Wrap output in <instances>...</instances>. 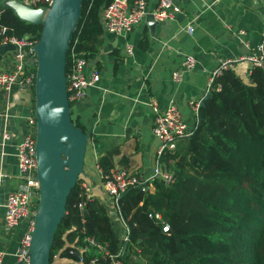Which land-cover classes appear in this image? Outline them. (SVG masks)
<instances>
[{
    "label": "trees",
    "instance_id": "obj_1",
    "mask_svg": "<svg viewBox=\"0 0 264 264\" xmlns=\"http://www.w3.org/2000/svg\"><path fill=\"white\" fill-rule=\"evenodd\" d=\"M109 2L83 0L68 49L67 72L73 52L88 60L98 55L106 41L102 10ZM41 29L42 24L24 20L3 5L0 42L12 35L39 38ZM249 76L250 81H244L230 65L215 75L192 133L161 156L173 181L155 176L154 190L135 185L123 192L119 206L127 239L106 202L85 193L82 173L69 194L51 261L58 253L82 255L84 264L92 258L98 264H114L111 254H118L115 258L125 264H264V66L252 65ZM34 96L35 92L33 100ZM73 119L89 130L83 121ZM120 151L117 144L99 156L103 180ZM123 162L127 164L128 157ZM87 236L108 252L91 244ZM73 243L89 247L82 254L74 247L76 252L71 253Z\"/></svg>",
    "mask_w": 264,
    "mask_h": 264
},
{
    "label": "crops",
    "instance_id": "obj_2",
    "mask_svg": "<svg viewBox=\"0 0 264 264\" xmlns=\"http://www.w3.org/2000/svg\"><path fill=\"white\" fill-rule=\"evenodd\" d=\"M174 1L181 10L174 11L170 18L154 20L148 14L159 0H148L145 18L128 36H117L106 29V41L88 66L100 69L99 85L88 88L86 95L72 106L73 116L83 121L91 133L84 178L92 195L106 202L123 230L118 209L103 186L99 156L119 144L121 151L114 156L115 166H129L141 176L152 175L159 139L153 130L155 113L150 102L155 100L162 110L177 104L193 129L214 70L224 60H232L230 66L249 82L253 62L245 56L256 54L263 39L264 0ZM189 25L193 26L192 33L187 29ZM130 37L134 44L132 54L125 48ZM11 53L10 44L0 46V69L8 66ZM188 54L197 58L196 66L190 69L182 67ZM177 68L182 71L181 81L173 79ZM5 96L4 99L0 92V250L4 252L0 264H21L16 251L25 222L7 231L5 202L9 191L19 184L16 148L24 134L26 117L35 113V103L30 94H24L6 109ZM125 156L127 164L123 162Z\"/></svg>",
    "mask_w": 264,
    "mask_h": 264
},
{
    "label": "built area",
    "instance_id": "obj_3",
    "mask_svg": "<svg viewBox=\"0 0 264 264\" xmlns=\"http://www.w3.org/2000/svg\"><path fill=\"white\" fill-rule=\"evenodd\" d=\"M27 4L34 6L46 5L50 7L53 0H22ZM4 0H0V12L2 10ZM181 10V6L174 0H159L158 5L153 13L156 19L164 20L173 16L174 11ZM148 12V0H110V2L102 10V19L107 30L117 36H128L136 24L140 23ZM189 32H193V26L189 25ZM241 31H245L241 29ZM39 38H34L29 34L22 36L12 35L6 37L0 42L2 44H10L12 53L8 66L0 69V92L3 98L8 100L5 102V108L8 109L10 104H14L21 95L30 94L33 97L35 92V82L37 74L38 56L34 48ZM126 51L130 54L134 52V44L131 41L126 42ZM254 64L264 66V34L262 41L258 44V52L245 56ZM197 64V58L194 54H188L182 60V67L190 69ZM232 65V60H224L213 72L210 78V85L215 75L221 72V69ZM89 60L84 55L72 53L70 69L67 72V90L70 102L75 105L87 93L88 88L99 85L101 80V71L99 68L92 67L89 69ZM174 81L182 80L181 68L173 71ZM154 117V133L159 139L157 164L154 172L150 176H141L130 167L123 165L114 166L103 180V186L108 194L110 201L118 209V218H121L125 231L123 238H128L127 224L121 214L119 206V198L123 192L135 185H140L142 190H154L153 178L161 176L167 182L174 180L173 172L165 168V164L161 160L162 154L173 151L178 140L191 134L193 129L189 128L188 123L183 117L182 111L177 104H171L166 109H160L158 103L153 100L150 102ZM6 137L9 133L6 132ZM37 117L34 112L26 117L24 122V134L17 144L16 156L19 167V184L16 188L9 191L5 202V229L10 231L17 227L21 222H25V229L20 239L18 249L16 251L17 259L21 264H30L31 256L29 248L31 245L33 231L36 225V214L40 200L41 182L37 176ZM82 185L88 196L92 195V189L88 182L84 179ZM85 201L79 202V206H83ZM127 228V229H126ZM168 225H165V229ZM86 239L91 244H96L100 250L108 252L105 247L96 242L94 238L87 236ZM71 253H75L76 247L82 254L88 249L89 245L72 244ZM77 250V251H78ZM0 250V260L3 256ZM118 255V254H117ZM115 254H111L114 264H125L121 259H116ZM63 260H72L78 264H84L83 256L77 258L62 257L58 253L54 256V262ZM53 262V263H54ZM90 264H98L95 259L90 260Z\"/></svg>",
    "mask_w": 264,
    "mask_h": 264
},
{
    "label": "water",
    "instance_id": "obj_4",
    "mask_svg": "<svg viewBox=\"0 0 264 264\" xmlns=\"http://www.w3.org/2000/svg\"><path fill=\"white\" fill-rule=\"evenodd\" d=\"M83 0H53L34 6L4 0L22 19L42 24L34 48L38 56L35 82L37 117V176L41 182L39 207L29 253L30 264H54L51 251L67 200L84 173L90 131L75 124L67 90V55L78 26ZM149 19L157 20L154 13ZM105 29L106 25L104 24ZM125 52V51H124ZM208 91L201 99L204 104Z\"/></svg>",
    "mask_w": 264,
    "mask_h": 264
},
{
    "label": "rangeland",
    "instance_id": "obj_5",
    "mask_svg": "<svg viewBox=\"0 0 264 264\" xmlns=\"http://www.w3.org/2000/svg\"><path fill=\"white\" fill-rule=\"evenodd\" d=\"M135 26H137V24H136ZM131 40H132V38L130 37V38H129V41H131ZM121 233H122V232H121Z\"/></svg>",
    "mask_w": 264,
    "mask_h": 264
}]
</instances>
